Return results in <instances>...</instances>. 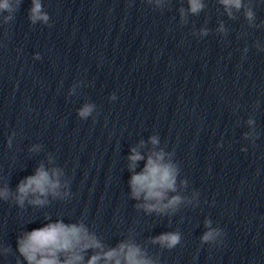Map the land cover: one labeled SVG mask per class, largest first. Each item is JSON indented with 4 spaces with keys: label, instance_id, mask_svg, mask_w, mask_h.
<instances>
[{
    "label": "clouds",
    "instance_id": "obj_1",
    "mask_svg": "<svg viewBox=\"0 0 264 264\" xmlns=\"http://www.w3.org/2000/svg\"><path fill=\"white\" fill-rule=\"evenodd\" d=\"M20 0H16L18 5ZM225 5L226 11L231 16V7L239 10L242 7V0H221ZM29 19L32 23L42 20L48 21V16L42 12V5L39 0H32ZM190 11L198 13L204 5L200 0H189ZM0 10L9 13L14 11L9 0L0 2ZM183 16V10H181ZM246 18L253 19V12L246 11ZM12 16L5 17V22L11 20ZM203 34H207L206 30ZM92 111L91 105H86L81 111L80 116L86 117ZM152 143L157 140L152 138ZM129 156L131 164L130 170H134L136 162L144 159L136 149H132ZM177 168L170 162H164V153L155 152L148 156L144 169L132 175L129 184L132 190V197L140 199L143 195L145 203L142 205L147 211H161L163 208L173 207L180 203L181 197L173 196L167 204H162L169 191H175ZM58 173L53 170L50 176L45 171L43 165L37 170L35 175L28 176L18 185L17 202L23 204L25 198L31 193L36 195V199L30 201L33 204L43 205L44 200L40 196L51 193L57 195L56 189L59 181L56 179ZM9 191L7 188L0 191V197L7 198ZM219 235V232L210 230L201 238L202 242H209ZM180 241L178 233H165L153 240L162 246L174 247ZM19 251L28 261V264H98L103 259L104 264H152V261L144 258L140 248L131 243H121L117 248L103 251V246L93 234H90L83 223L65 224L63 221L47 223L45 226L26 232L18 241ZM89 249H99L97 254L92 255L85 262L84 253ZM63 257V259H61Z\"/></svg>",
    "mask_w": 264,
    "mask_h": 264
}]
</instances>
